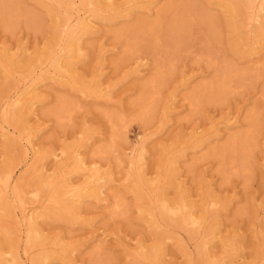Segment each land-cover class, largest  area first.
I'll return each instance as SVG.
<instances>
[{
	"label": "rangeland",
	"instance_id": "1",
	"mask_svg": "<svg viewBox=\"0 0 264 264\" xmlns=\"http://www.w3.org/2000/svg\"><path fill=\"white\" fill-rule=\"evenodd\" d=\"M112 1L117 6L116 12L101 9L100 17L92 18L93 27L83 41L82 52L85 54L72 60L77 62L79 75L91 83L90 90L96 89V79L99 78L104 92H109L110 96L82 92L79 85L73 87L70 84L68 74L55 76L57 80L52 78L53 69L47 57L42 58L41 66L23 74L27 65L30 62L35 64L37 61L34 58L49 46L53 47L54 53L59 51L57 45L53 46L55 19L46 0L17 1L20 3V17L18 25L13 29H8L0 19V124L6 125L10 130L9 136L17 141L15 146L9 147L5 137L0 135V173L10 162L18 164L14 181L8 187L0 186L6 197V207L0 214V246L7 248V240L12 236L13 240L21 241L20 253H23L31 216H28L29 211H32V215H37L47 212L49 207H56L49 198L54 189L43 190L38 200L27 195L24 204L15 201L11 193L14 183L32 165V155L25 157L27 132L16 129L12 122H4L2 115L14 97L23 93L27 86L37 83L41 96L36 100L33 111L26 112V107L21 110V106L15 110L23 117L27 115V131L39 129L35 137L37 151L50 154L43 161L49 169L48 174L57 176L54 188L62 184L65 174L71 172L77 185L84 183V172L74 171V163L61 152L66 146L73 144L80 146L82 156L88 164L101 166L102 172L111 173L112 177L103 184V196L106 199H92L91 203L84 205L82 217L75 224L68 217L61 218L56 214L40 216L38 224L43 230V240L62 237L66 244L76 245L74 264H130L138 251L153 246L160 236L155 226L149 222V216L138 207L136 194L127 181V175L132 170L130 160L143 143L145 155L142 170L147 179L166 176L169 172L168 158L178 156L176 184H181L182 189L192 196L197 208L202 207L208 192H213L226 201L232 200L221 211L217 241L210 250L212 255L224 257V264H264L258 255L264 246V39L254 43L255 31L259 26L257 20L245 11L236 17L239 28L234 31L228 26L229 13L218 4L221 0H193L196 5L191 8L192 19H188L190 25L187 39L181 43L179 52H175L170 39L171 32L164 26L160 30L158 47L152 34L146 33L139 37L137 51L127 54L124 52L125 39H117L114 31L137 23L140 17L155 19L166 9L169 1ZM93 4L84 6L80 0H76V3L65 7L53 2L52 7L62 12L59 17L61 21L67 20L70 26H74L86 11L95 7ZM102 6L104 4H99L98 7ZM201 7L205 8V13L201 11ZM32 14L38 17L37 21L31 20ZM170 17V14H163L164 25L169 22ZM240 48L242 50L239 52ZM207 50L211 52L207 53ZM174 57L175 66L170 68L168 64ZM228 62L237 64L241 69H251L252 73L247 76L244 84H235L234 91L226 94L223 99L217 102L206 99L197 108L192 107L187 96L198 87L217 79ZM161 66L164 85L156 100L155 111L144 121L139 118L137 102L143 92V84ZM98 73L101 75L96 78ZM9 74L14 77L11 78L10 85L5 79ZM65 95L76 101L77 107L71 118L59 120L53 114V109L59 98ZM112 111H122L126 115L127 125H113L109 115ZM254 111L259 118L258 147L250 159V171L232 173L228 177L220 160L205 154L214 146L224 145L232 135L249 130L251 124L248 115ZM114 126L118 127L115 129ZM86 130L92 132V137L87 142ZM189 138L191 141L188 142V148L183 152L177 151L182 147L180 142ZM110 144L115 145V151L98 152L102 146ZM54 152L59 153V157H55ZM176 184L168 187L169 198L179 195ZM140 185L150 196L149 189L144 184ZM117 196L125 198L128 210L124 214L114 213ZM54 211L59 212L57 208ZM203 212L201 210V214ZM212 214L214 212L208 213V217ZM159 224V232L170 231L177 240L182 239L186 243L183 249L176 240L168 241L165 244L166 250L160 257L161 264H202L197 247L204 228L191 233L185 228L161 220ZM228 237L235 238L240 246L237 253L230 257L220 241ZM98 245L103 246L104 257L101 262L92 257V251ZM56 247L51 243L34 246L29 250V257L37 256L46 248L48 251L56 250ZM237 254L240 256L230 261ZM59 259L54 264H65L63 259Z\"/></svg>",
	"mask_w": 264,
	"mask_h": 264
},
{
	"label": "bare ground",
	"instance_id": "2",
	"mask_svg": "<svg viewBox=\"0 0 264 264\" xmlns=\"http://www.w3.org/2000/svg\"><path fill=\"white\" fill-rule=\"evenodd\" d=\"M17 1L0 0V19L1 21H4V23H6L8 29H13L15 26L18 25L17 23L20 17V3H18ZM96 1L97 3H94V0H80L81 4L84 6L94 3L95 7L93 9H90L89 11H84L85 13L82 16V19L80 18L79 22L74 26H70L67 20L61 21L59 19L62 12L53 9L52 3L58 2L61 6L65 7L76 3V0H46V5L50 8V13L55 19L52 37V39L54 40L53 46L57 45L59 51L58 53H54L53 47L49 46V48L45 52H40L39 56L36 55L37 57L34 59L37 62L35 64H32L33 62H30V64H28L26 67V72L23 74L29 73V70H35L34 67L36 66H41L42 58L47 57L49 58L51 67L53 69L52 78H55V76L57 75L59 76L68 74L69 79L67 78V80H70V84L73 87L79 85L81 87L80 90L82 92L89 91V93L97 94L98 96H110L111 94H109V92H104V87L100 83L99 78H97V76L99 77L101 74L98 73L96 75V89L90 90L91 83L86 81V79L79 75V72H77L76 68L77 62H72L73 59L77 57V59H79L82 53H84L82 52V50L84 49L83 41L85 35L87 33H90L93 27L92 18L100 17L101 9L116 12L117 6L113 3L114 1ZM168 1L169 4L167 5L166 9L159 13L155 19L149 20L146 18L144 19V17L143 19L142 17H140L141 19L135 24H130V26H123L119 29H116L115 31L113 30L114 35L117 37V39H125V53L133 54L134 52H136L139 37L146 33L152 34V38H154V41L156 42V44H154L158 47L157 43H159L160 39V30L164 26L169 28V31L171 32L170 39H172V42L174 44L175 52H179L181 43L187 39L186 34L188 32V26L190 25V23L188 25V22L190 19H192L191 16L193 9L191 10V8H193L196 3L193 0ZM99 4H104V6L100 8L98 7ZM218 4L222 5L229 13L230 20L228 21V26H230V28H232L234 31L239 28L237 25L236 17L245 11L251 13V15H253L259 25L255 31L254 43L256 44L260 42V40L264 39V0H221L218 1ZM200 9L203 13H205L204 7H201ZM166 13L170 14L171 17L169 22L164 25L163 14L165 15ZM37 18L38 17L35 14L31 15V20L33 22L37 21ZM92 32L95 31L93 30ZM245 44L247 45V43ZM241 50L242 48H240L239 52ZM210 52L211 51L207 50V53ZM168 56L171 57L170 55ZM171 58H169V60ZM209 59L212 58L209 57ZM168 65L170 66V68H173L175 66V57L173 58V60L170 61V64ZM252 69L254 70V68ZM156 72L157 73H155V75L152 76L150 80L143 84V92L137 102L140 110L139 118L144 121H147L151 117L152 113L155 111L156 100L161 93V88L164 85L165 81L163 67L161 66ZM251 73V69H241L238 68L237 64H232L228 62L225 69H223L220 75L218 74L219 76L217 77V79L212 82H209L208 84L202 85L201 87H198L187 97L190 100L192 107L196 108L198 105L200 106L202 102L206 99L209 102H217L223 99L225 95L229 92L234 91L235 84H244V82L247 80V76ZM10 75L11 74H9L7 78H5L6 83L8 85L11 84V81L14 78ZM260 76L261 73L259 72L258 77ZM40 81H42V79L38 82ZM8 85L6 86L7 88ZM36 85L37 83L31 86H27L23 93L19 94L17 97H14L11 100L9 108H5L2 115L4 122H12L15 125L16 129L20 130L21 132H27V138L25 142V157L30 156V154L32 155V165L30 166L32 168H24L25 175H23L19 181L14 183L13 187L11 188V193L15 201L20 204H24V199L27 197V195H30V197H32L33 199L38 200L43 190L54 189L52 195L49 198H51V201L56 204V207L54 209L57 208L59 212H56L53 208L49 207L48 210L46 209L47 212H41L42 214L32 215V211L30 210L28 216H31L28 222L27 240L23 253H20L19 242L21 241L18 239L13 240V237L9 236L10 238L9 240H7L8 247L4 249L0 246V264H54L56 262V259L58 258L63 259L62 261H64L65 264H74L76 261L74 259V254L77 250V246L66 244L62 237L57 238V240H43V230L39 227L38 224L39 217L43 215L46 216L49 214H56L61 218L68 217L70 221L75 224L82 217V210L84 205L91 203L92 199L98 201L106 199L105 196H103V184L107 181H110L112 177L111 173L102 172L101 166H94L93 164H88L86 159L82 156L80 146H76V144H73L66 146L64 149H62L61 152L62 155H65L67 159L70 158L71 161L74 163V171L84 172L82 173L85 176L84 183L82 185H77L76 181L72 178L71 172L65 174L64 179L61 182L62 184L54 188V186H56L57 184L55 182L57 176H54L53 174H48L49 169L46 166L45 161H43L50 154L48 152L41 153L40 150L39 152L37 151L35 137H37L36 134L39 129L37 128L38 130L35 131H27V115L23 117L21 116V113L19 115L15 110L17 107L21 106V110L26 107V112L33 111L36 100L41 96V94L38 92V87ZM27 95H30V98L28 97L29 99L25 98ZM76 107V101L71 100V98L66 95L61 96L57 105L53 109V114L59 120H63L67 117L71 118ZM112 112L109 115L112 119L111 121L113 122V125H117L120 123V125L122 126L127 125L125 121L126 115L122 111L113 113ZM256 114L257 112L254 111L248 115V120L251 124V128L249 130L232 135L231 138L228 139V141L224 145L214 146L210 149V152H208V154H205V156L207 157L208 155L217 157L222 163V165L225 166L224 172L228 175V177H230L232 173L240 174L247 173L250 171V159L252 158L255 148L258 147L257 136L259 128V118L256 116ZM117 127H115V129ZM9 132L10 130L8 127H6V125L0 124V135L5 137L9 147H13L17 144V141H15L14 137L9 136ZM85 133L87 134V138L85 140L87 142L92 137V132H90V130H86ZM190 141L191 138H189V140H182L180 142V145H182V147L179 150H176L182 152L185 151L188 148ZM201 143L203 142L201 141ZM144 149L145 146L142 143L140 148L138 149V152L133 154L130 160L132 170L130 174L127 175V181L130 188H132L136 194L138 207L142 210L143 213L149 216V222L151 223V225L155 226L157 234H159L160 238L154 243L153 246L145 249L141 248L142 250L138 251L133 262L129 263L161 264L159 262L160 257L166 250L165 244L170 240H176L177 243L179 242V245L183 249L186 247V243L183 242L182 239L177 240L172 232L167 230H163L160 232L158 231V228L160 227L159 221L161 220L168 224H174L179 227L185 228L188 232L191 233H196L199 228H204V233L197 247L199 261H201L202 264H224L226 262L224 260V257L217 258L216 256L212 255V251L210 252V250L211 247L214 246V243H216L217 241V227L220 221L219 217L221 211L225 210L230 205L232 200L226 201L224 199H221L213 192H208V195L205 197L206 199L204 200L202 207H200V209L197 208L196 201L191 198L192 196L182 189L181 184H176V171L178 169L177 164L179 157L171 156L168 158L169 172L166 176L159 179H147L142 170L145 155ZM113 151H115V145L111 144L106 146L104 145L101 147V149L98 150L99 153ZM62 155L60 157H62ZM54 156L59 157V153L54 152ZM16 165L18 164L16 163ZM16 165H13V163L10 162L6 166L7 168H4L5 170L0 173V186L3 187L4 185L5 187H8L10 183L14 181L15 175L18 171V166ZM140 183L144 184L149 189L150 196H148L143 191ZM175 184L177 185V189L179 190V195L175 198H169V193L167 191L168 187L172 185L174 186ZM2 193L3 190L0 189V214L6 207V197H4ZM3 201H5V204L3 203ZM126 206L127 204L125 202V198L117 196L116 200L114 201V213H126L128 210ZM201 210L204 211L203 214H201ZM210 212H214V214L208 217V213ZM17 236L19 237V235ZM234 239L233 237H228L220 240L223 243L224 250L227 252V254H229V257L231 255H235L240 248V246L237 244V240ZM48 243L57 246L56 250L52 249L48 251L46 250V248L45 251L40 252L37 256L33 258L29 257L30 248L37 245H46ZM102 247V245H98L92 251V257L98 261L100 260V262L103 261L104 257ZM260 250L261 251L260 253H258V255L260 256V258H262L264 262V246ZM237 256L239 257L240 255L237 254L235 257H232L230 261L237 259Z\"/></svg>",
	"mask_w": 264,
	"mask_h": 264
}]
</instances>
